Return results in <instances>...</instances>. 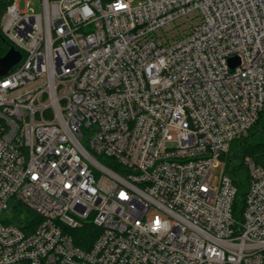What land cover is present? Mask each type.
Returning a JSON list of instances; mask_svg holds the SVG:
<instances>
[{"label": "built area", "instance_id": "obj_1", "mask_svg": "<svg viewBox=\"0 0 264 264\" xmlns=\"http://www.w3.org/2000/svg\"><path fill=\"white\" fill-rule=\"evenodd\" d=\"M40 3L1 23L22 58L0 76V264H264V166L245 157L239 206L226 169L264 110V0Z\"/></svg>", "mask_w": 264, "mask_h": 264}, {"label": "trees", "instance_id": "obj_2", "mask_svg": "<svg viewBox=\"0 0 264 264\" xmlns=\"http://www.w3.org/2000/svg\"><path fill=\"white\" fill-rule=\"evenodd\" d=\"M12 1L0 0V56L5 55L12 46V42L4 35L1 25L3 15ZM259 128L262 129L261 134L256 136L258 137L256 140L251 141L250 138L254 136L256 130ZM237 142L241 146L240 149H234ZM246 156L252 157L258 164L264 166V110L249 133L239 141L232 143L230 154L226 157V169L232 175L233 181L238 187L236 196L237 206L242 203L244 193L246 192V185L249 181V172L244 161Z\"/></svg>", "mask_w": 264, "mask_h": 264}, {"label": "rangeland", "instance_id": "obj_3", "mask_svg": "<svg viewBox=\"0 0 264 264\" xmlns=\"http://www.w3.org/2000/svg\"><path fill=\"white\" fill-rule=\"evenodd\" d=\"M41 0H17V3L20 6V9H28L31 13H37L41 11ZM29 4L27 5V3ZM3 19V18H2ZM262 129L256 130V133L254 134L253 137L250 138L251 141L256 140L258 137H256L258 134H261ZM238 142L236 143L234 149H240L241 146H237ZM223 168H224V163L223 161H220L216 163L214 166H212V173H211V180L213 182V185L218 184L221 180L222 174H223Z\"/></svg>", "mask_w": 264, "mask_h": 264}, {"label": "water", "instance_id": "obj_4", "mask_svg": "<svg viewBox=\"0 0 264 264\" xmlns=\"http://www.w3.org/2000/svg\"><path fill=\"white\" fill-rule=\"evenodd\" d=\"M22 58V53L15 49L14 46H11L10 49L5 53V55L0 56V76L7 75L11 73L13 67L19 62ZM229 62L232 66H236L238 63L237 57H231Z\"/></svg>", "mask_w": 264, "mask_h": 264}]
</instances>
